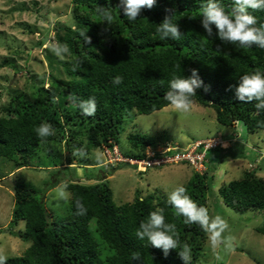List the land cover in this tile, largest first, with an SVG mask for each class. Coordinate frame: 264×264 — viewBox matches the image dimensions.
Masks as SVG:
<instances>
[{
	"label": "trees",
	"instance_id": "1",
	"mask_svg": "<svg viewBox=\"0 0 264 264\" xmlns=\"http://www.w3.org/2000/svg\"><path fill=\"white\" fill-rule=\"evenodd\" d=\"M218 2L226 12H231L233 0ZM71 3V23L58 24L53 35L56 43L67 45L68 52L57 57L45 47L44 55L50 69L47 76L43 73L39 79L31 76L30 91L6 86L9 100L0 115V158L13 161L14 170L30 165L37 147L54 139L60 144L63 142L66 152L65 155L61 153L65 160L62 168L73 167V161L77 160L91 165L88 157L71 155L73 146L84 147L88 154L92 148L101 147L104 154L106 148L118 146L124 113L133 110L138 114H150L170 105L164 99L169 81L174 77L190 76L192 68L198 70L203 81L196 95L191 97L193 102L212 108L219 124L234 127L242 122L249 133L264 130V126L258 124V121L264 122V110L258 111L255 101L243 103L235 99L233 91H226L230 84H238L245 74L256 71L264 74V49L256 45L225 44L219 39L215 25L209 37L200 23V8L206 0H156L153 8L142 9L134 21L128 20L118 8L120 0H71ZM98 6L105 7L113 15L114 22L110 26L97 13ZM166 9L175 14L173 23L178 24L182 32L179 40L170 36L162 38L156 30L169 14ZM249 12L256 18L257 27L264 24V10L249 9ZM80 32L91 37V43L86 44ZM46 39L45 35L37 45L41 46ZM5 66L17 69L7 57L0 60V67ZM117 75L123 77L119 85L112 83ZM71 96L79 100L95 97V115H82L69 99ZM42 123L51 124L55 134L38 138L35 128ZM128 142L129 148L121 153L136 159L145 158L147 148H152L159 157L184 150L173 143L170 150L159 152L157 141L140 133H130ZM232 146L208 148L205 170L201 173L186 160L171 162L185 163L192 168L190 178L182 186L198 206L207 208L212 176L210 164L213 163L211 150H227ZM199 148L202 149L203 144ZM232 153L233 157L243 154ZM121 163L129 162H106L109 169ZM129 164L140 173L152 167L140 169L136 164ZM85 175L87 180L94 181L66 180L69 210L50 221L43 194L37 197L35 186L28 182L12 185V217L3 230L13 232L12 228L23 220L24 231L18 235L30 244L21 255L8 257L7 264H183L177 254L181 250L179 247L169 250L165 256L162 249L152 247L146 239L142 241L135 235L141 222H146L149 214L157 209H163L166 223L176 225L180 244L190 245L191 264L198 262L208 234L198 224H185L184 217L177 215L167 203L166 193L157 189L146 194L138 192L133 200L117 204L105 175L102 178L100 174ZM58 183L54 178L52 186ZM218 194L222 203L236 212L264 210V176H258L255 169H246L240 179L222 183ZM77 199L88 209L86 216L75 215ZM92 220H95L94 231L107 249L105 256L90 228ZM255 230L264 235V221ZM137 253L139 260L133 259Z\"/></svg>",
	"mask_w": 264,
	"mask_h": 264
},
{
	"label": "rangeland",
	"instance_id": "2",
	"mask_svg": "<svg viewBox=\"0 0 264 264\" xmlns=\"http://www.w3.org/2000/svg\"><path fill=\"white\" fill-rule=\"evenodd\" d=\"M71 5V0H0V60L7 57L17 68L0 67V115L3 114L2 107L9 100L7 85L30 91L31 76L34 75L37 79L41 78L43 73L47 76L50 68L44 49H50L48 45L56 43L53 35L58 24L71 23ZM45 35L47 39L38 46L37 43ZM130 133L152 137L157 141L156 144H159V151H164L166 146L173 143L176 147L192 149L197 141L216 137L227 139L222 147L234 145L227 150H211L212 176L206 208L210 217L220 216L228 222L229 230L223 236L235 237L234 251H225L221 245L216 252H219L223 259L217 260L208 236L196 264H264V235L255 230L264 221V210L236 212L225 206L218 194L222 183L240 179L246 169H255L258 176H264V130L249 133L242 122H237L234 127L219 124L212 108L193 102L187 111L178 110L170 104L150 114H138L133 110L125 112L119 144L114 145L120 152L129 148ZM234 140L237 142H233ZM61 144L55 139L43 142L37 147V153L31 158L30 165L16 170L13 161L0 158V254L7 257L19 256L30 244L29 240H24L18 235L24 231L23 220L18 221L12 228L13 232L3 230L12 217L14 196L11 188L16 182H28L35 186L38 190L37 197L43 194L50 221L65 215L69 210V191L67 190L68 201L57 203L54 199V189L70 178L92 183L94 179L87 180L85 174H100L101 178L105 175L114 201L120 204L133 200L138 192L146 194L157 189L168 194L177 186L184 185L193 171L185 163L166 161L159 164L162 166L146 169L144 173H140L129 163H121L118 167L109 169L106 162L110 163L112 158L110 160L106 149L103 154L101 147L92 148L88 154L91 165L77 160L73 161V167L62 168L65 160L61 153L65 155L66 152L62 148L63 142ZM233 151L243 154L233 157ZM97 153L103 155V166L96 163ZM165 163L168 164L163 165ZM54 178L58 179L59 183L52 186ZM90 228L100 243L102 256H105L107 249L94 231L95 220L90 222Z\"/></svg>",
	"mask_w": 264,
	"mask_h": 264
},
{
	"label": "clouds",
	"instance_id": "3",
	"mask_svg": "<svg viewBox=\"0 0 264 264\" xmlns=\"http://www.w3.org/2000/svg\"><path fill=\"white\" fill-rule=\"evenodd\" d=\"M156 0H120L119 9H122L125 17L130 21L138 18L141 10L144 8L151 9L155 6ZM251 10H264V0H233L231 12L225 11L224 7L218 0H206V3L200 8V23L207 35H213L212 25L217 29L219 39L225 44H239L242 47H251L253 45L264 49V24L258 27L256 18L250 14ZM97 13L103 16L104 21L110 26L114 22V17L105 7H97ZM169 14L158 24L157 32L162 38L169 36L174 40H179L182 32L178 24L173 23L175 15L166 9ZM106 30V29H105ZM84 37L85 43H91V37L85 32H80ZM51 51L61 57L68 52L66 44L52 43L48 45ZM219 49V45L217 46ZM75 70V68H74ZM191 75L188 77H174L169 81V90L165 93L164 99L178 110L187 111L193 104L192 96L196 95V89L203 85L202 79L199 77L198 70L190 69ZM123 82V77L117 75L113 77L112 83L119 85ZM163 80L160 84L163 85ZM226 91H233L235 99L243 103H251L255 101V108L264 110V74L256 71L252 74H245L240 77L238 84H230ZM81 111L82 115L92 117L97 111V103L95 97H89L86 100H79L76 96L69 98ZM258 124L264 126V122L258 121ZM35 132L40 139L54 135L51 124L42 123L35 128ZM222 139V138H221ZM223 141L227 140L225 138ZM73 157L87 158L88 152L84 147L73 146L71 153ZM96 163L103 166V155L97 153L95 156ZM68 182L62 181L54 189V199L60 201H68L69 193L67 191ZM167 203L173 207L176 214L184 217L185 224H198L201 229L208 234L209 240L215 258L222 260L223 257L216 249L223 245L225 251H234L235 237L223 234L229 230L228 222L220 216L210 217L208 210L202 206H198L192 198L187 195V189L180 185L167 194ZM75 215L86 216L88 209L81 200L75 201ZM135 235L140 240H147L148 244L157 249H162L165 256L169 254V250L181 249L177 252L183 264H191V247L187 243L180 244L176 225L174 223H166L163 215V209H157L149 214L146 222H141L139 229ZM133 259L139 260V254H135ZM8 257L0 254V264H7Z\"/></svg>",
	"mask_w": 264,
	"mask_h": 264
},
{
	"label": "built area",
	"instance_id": "4",
	"mask_svg": "<svg viewBox=\"0 0 264 264\" xmlns=\"http://www.w3.org/2000/svg\"><path fill=\"white\" fill-rule=\"evenodd\" d=\"M223 140L221 138H212L202 141H197L192 149L184 148L183 151H176L174 154L170 155H164V156H156V152L152 148L146 149V157L145 158H130L122 155V153L115 148V146L112 147V149L106 148V151L108 153V157L112 158V161L110 162H119V161H126L132 164L138 165L140 169L145 168L146 166H153V165H159L160 163L166 162H178V161H184L186 160L189 162V164L193 167L195 171L202 172L205 170V154L206 150L208 148L216 147L218 145H223ZM203 144V148L200 149L199 145ZM166 149L164 151L159 152H166L170 150V145L165 147ZM175 148V147H174Z\"/></svg>",
	"mask_w": 264,
	"mask_h": 264
}]
</instances>
